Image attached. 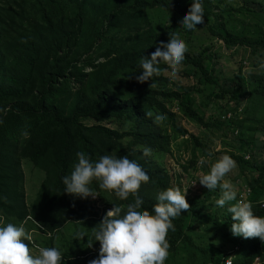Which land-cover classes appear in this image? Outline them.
<instances>
[{"label":"trees","instance_id":"obj_1","mask_svg":"<svg viewBox=\"0 0 264 264\" xmlns=\"http://www.w3.org/2000/svg\"><path fill=\"white\" fill-rule=\"evenodd\" d=\"M227 1L203 0V23L187 30L179 17L191 0H0V219L18 226L27 217L32 219L24 225L42 235H36V245L29 244L34 254L37 246H55L63 264H89L98 257L93 232L105 212L112 204L123 210L134 200L132 194L120 200L100 189L97 181L90 188L100 208L93 197L64 193L61 177L72 170L77 152L92 160L105 154L139 158L149 178L141 182L137 194L149 211L157 192L181 185L176 174L155 161L166 155L173 158L172 143L181 137L190 144L175 158L184 172L195 165L206 167L198 166L197 160L208 152L209 160L226 153L235 161L238 177L251 188V202L264 197V162L256 159L259 148L264 149L256 137L264 136V75L249 81L240 67L233 76L222 78L210 47L194 52L188 45L192 36L202 42L196 32L203 28L229 50L247 47L253 55L264 56V0H253L251 8L233 7ZM153 12L167 19L156 24ZM247 20L252 27L243 25ZM173 33L186 44L180 65L189 69L186 74L196 70L204 80L202 88H171L169 75L174 71L164 64L159 65V75L136 81L140 58ZM193 94L204 97V106L213 100L221 108L220 116L206 120L195 108ZM171 100L183 117L217 133L225 150L212 152L206 139L188 134L168 107ZM228 111L233 118L221 120ZM91 121L94 124L87 125ZM22 131L29 135L21 136ZM144 147L150 148L146 156ZM24 160L44 175L32 204L26 202L22 186ZM219 195V188H206L185 197L189 209L172 220L175 230L166 236L164 264H224L226 245L229 250L238 248L231 255L232 264H254L256 259L264 264V242L231 235L228 204L220 208L214 203ZM252 210L264 216L259 204ZM202 227L214 235L204 240ZM43 237L45 241L40 240Z\"/></svg>","mask_w":264,"mask_h":264},{"label":"clouds","instance_id":"obj_2","mask_svg":"<svg viewBox=\"0 0 264 264\" xmlns=\"http://www.w3.org/2000/svg\"><path fill=\"white\" fill-rule=\"evenodd\" d=\"M202 5L203 0H191L188 10L179 17L183 29L193 30L203 23ZM186 50V44L178 34L169 35L166 42H160L147 57L143 55L140 58L136 81L144 83L159 75L161 64L170 66L174 71L182 63ZM257 64L258 69L264 70V56L258 59ZM156 118L160 119L159 116ZM232 118L231 111L221 116L223 121ZM28 135L27 131L21 132L23 137ZM149 152L150 148L144 147L142 155L146 156ZM211 156V152L200 156L197 165L207 164ZM76 157L77 162L70 173L61 177L64 193L80 199L94 198L90 184L97 181L100 189L110 190L120 200H126L129 194L134 196V200L127 203L123 210L121 206L112 204L95 227L93 237L95 242H99L98 257L89 264H164L169 248L166 236L168 231L175 230L172 220L180 216L182 210L189 209L185 199L187 189L181 184L157 192L156 202L149 211L142 207L143 197L137 194L141 182L149 178L148 171L138 163L139 158L105 154L92 160L82 152H77ZM244 159L249 160L250 156L245 155ZM234 167L235 161L225 153L213 161L197 181L209 191L219 188L220 195L214 203L220 208L228 204L226 210L233 221L229 230L233 237H258L264 242V216H257L252 210V205L256 204L264 208V197L258 202H251L252 190L247 184L237 181V189L236 183L225 180ZM29 220L32 221L27 217L25 224ZM78 235L84 237L83 233ZM31 242L32 236L23 223L18 226L0 219V264H63L57 247L37 246V254H33L29 247ZM92 245L89 243V248ZM237 250L227 251L224 264H232L231 255L234 256ZM254 264H261L260 259H256Z\"/></svg>","mask_w":264,"mask_h":264},{"label":"rangeland","instance_id":"obj_3","mask_svg":"<svg viewBox=\"0 0 264 264\" xmlns=\"http://www.w3.org/2000/svg\"><path fill=\"white\" fill-rule=\"evenodd\" d=\"M227 3H231L233 7L240 5L249 8L255 7L253 0H228ZM153 14L155 17L154 22L158 25L162 22L163 18L167 19V16L161 13L153 12ZM242 19L245 20V18ZM243 25L252 27V23L249 20L244 22ZM196 33L202 42L198 43L196 36H192L191 39L189 40L188 45L192 48V51L194 52H198L205 47H210L211 48L210 51L216 55V57L214 58L215 68L218 71H221L222 78H229L233 76L238 72L239 70L238 68L240 67L242 68V71L246 74V78L249 81H251L255 76H257L261 72L264 75V70L258 69V64H255L257 63L258 59L262 57L260 53H256L255 56L251 53L250 49L247 47L240 49L234 48L229 50L224 46L223 42L214 40L209 33L206 34L203 28L197 30ZM259 50L263 51L262 49ZM188 71L189 69L187 67H184V65L176 66L174 70V74L169 75L173 83L170 87L174 89L176 88V86H182L186 88L193 87L195 89L202 88L204 84V80L200 78L196 70L191 72V74H186V72ZM222 83L223 85H226L227 80H222ZM193 95L196 99L195 108L204 114L206 120H210L220 116L219 111L221 110V108L215 106L213 100L212 103L210 102L208 106H204L202 104L203 100H205L204 97L199 98L198 95L196 94ZM218 103L220 105L221 104L224 105V103H222L221 101H219ZM167 105L168 107H170V109H174L176 107V102L171 100L167 102ZM261 112L264 113L262 111V108H261ZM178 113H179L178 114L179 123L183 127V129H185L188 132V134H192L196 137H201L203 139H206L211 146L212 152L225 150V146L221 144V142L218 141L217 139V135H216L217 133H212L210 130H205L195 121L183 117L179 111ZM92 124H94L92 121L87 122V125H92ZM105 125L111 128L117 127V123L116 124L105 123ZM256 137L258 138L257 143L260 146H262L264 144V136L260 133V134H256ZM185 139L186 138L181 137L177 139V141L172 143L171 151L173 158H170L166 155L163 159L157 158L155 159V161L159 165H162V167H166L170 174H176L178 176L180 183L183 185L185 189H187L185 197H190L201 194L206 189L205 187L201 186L197 180L200 174L207 172L208 167L215 160L212 159L209 160L208 161L209 163H207L206 167L204 168L203 167L199 168L195 165L192 166L193 168L189 169V172H184L185 170H183L179 165L181 161L178 163L179 160L177 161L175 158L177 157V152L185 150L182 149V147H187L188 145H190V144H185L186 142ZM259 149H260L259 155H256V159L260 162H264V149L263 147H260ZM228 151H232V150L228 149ZM214 157L215 159H217L219 156H214ZM186 159H184V161ZM20 172L22 173V186H23V191L25 193V200L28 204H32L40 188V185L44 179V175L43 173L36 170L30 163H28L25 160L20 163ZM238 174H239L238 171L233 168L225 176V180L236 183L237 189H238L237 181H243L241 178L238 177ZM94 201H97L95 197H94ZM96 204L100 208V204L98 203V201L96 202ZM24 224L25 222H23V226L25 230L29 233H32L31 245H36L35 237L39 233L36 234L34 230L28 231L27 227ZM205 229H206L205 227H202L200 230L203 231L204 240L207 238V236L214 235L212 233H209ZM200 231L197 232L202 233ZM38 236L42 238L41 234H39ZM47 237L49 236L47 235ZM40 240L45 241V238L43 237V239ZM197 241L201 243L199 239H197ZM218 246H220V244ZM229 249L230 247L226 245L224 248V252L228 251Z\"/></svg>","mask_w":264,"mask_h":264},{"label":"built area","instance_id":"obj_4","mask_svg":"<svg viewBox=\"0 0 264 264\" xmlns=\"http://www.w3.org/2000/svg\"><path fill=\"white\" fill-rule=\"evenodd\" d=\"M227 264H230V262H228Z\"/></svg>","mask_w":264,"mask_h":264}]
</instances>
